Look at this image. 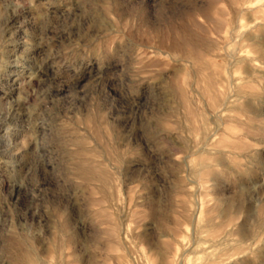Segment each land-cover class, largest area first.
Instances as JSON below:
<instances>
[{"label": "clouds", "instance_id": "clouds-1", "mask_svg": "<svg viewBox=\"0 0 264 264\" xmlns=\"http://www.w3.org/2000/svg\"><path fill=\"white\" fill-rule=\"evenodd\" d=\"M0 264H264V0H0Z\"/></svg>", "mask_w": 264, "mask_h": 264}]
</instances>
